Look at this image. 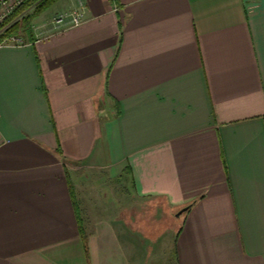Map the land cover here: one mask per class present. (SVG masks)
I'll return each mask as SVG.
<instances>
[{
	"label": "crops",
	"instance_id": "obj_1",
	"mask_svg": "<svg viewBox=\"0 0 264 264\" xmlns=\"http://www.w3.org/2000/svg\"><path fill=\"white\" fill-rule=\"evenodd\" d=\"M84 12L0 45V264L138 263L166 222L113 214L98 174L173 212L176 264H264V0Z\"/></svg>",
	"mask_w": 264,
	"mask_h": 264
},
{
	"label": "rangeland",
	"instance_id": "obj_2",
	"mask_svg": "<svg viewBox=\"0 0 264 264\" xmlns=\"http://www.w3.org/2000/svg\"><path fill=\"white\" fill-rule=\"evenodd\" d=\"M25 1V0H24ZM49 4L44 10L37 12V14L32 13L36 5H32L29 11H24V15L32 14L31 23L29 26L32 28V32H28V28L20 30L19 36H14L16 38L29 36L34 38L35 30L38 32L43 28H48L44 30L41 35H45L48 31L49 33L55 32L66 26H76L81 24L85 19L84 12V0H54ZM24 3V2H23ZM22 3V4H23ZM79 17V23H75V18ZM20 17L14 19L13 22L18 20ZM27 27V26H25ZM42 27V28H41ZM97 179L92 178V180H98V192L106 191L108 194L105 196L107 208L113 210V214L120 216L121 208L123 212L128 217H132L133 221L136 220V215H144L146 220L155 219L156 221L163 222L162 228L166 229L167 233H133L134 235L131 239L130 250H132V258L137 259L139 262L132 261L130 264H176L175 255V229L176 224L179 220L174 217L173 212L166 213V207L161 201L159 204L155 205L147 200H135L132 194L130 185H128V190L124 187V183L121 179H105L104 176L98 174ZM105 185V189H104ZM128 199L124 201V199ZM125 207V208H124ZM125 209V210H124ZM128 214V215H126ZM168 217V218H167ZM169 221H168V220ZM167 220V221H166ZM178 221V222H177ZM177 222V223H176ZM132 234V233H131ZM139 246V247H138ZM138 249V250H136ZM136 251L138 254H136ZM143 252V257L141 261V254Z\"/></svg>",
	"mask_w": 264,
	"mask_h": 264
},
{
	"label": "trees",
	"instance_id": "obj_3",
	"mask_svg": "<svg viewBox=\"0 0 264 264\" xmlns=\"http://www.w3.org/2000/svg\"><path fill=\"white\" fill-rule=\"evenodd\" d=\"M55 2L54 0H25L24 3L5 21L4 26L9 25L7 29L4 31L3 35L0 36V45L2 44L5 38H9L11 36H19V32L22 29H27L28 32H32V28H30L29 21L32 18V14L24 15V11H29L32 5H36L35 9L32 13L37 14V12L44 10L49 4ZM20 17L15 22L14 19ZM31 22V21H30ZM27 26V27H25Z\"/></svg>",
	"mask_w": 264,
	"mask_h": 264
},
{
	"label": "built area",
	"instance_id": "obj_4",
	"mask_svg": "<svg viewBox=\"0 0 264 264\" xmlns=\"http://www.w3.org/2000/svg\"><path fill=\"white\" fill-rule=\"evenodd\" d=\"M24 0H0V36L9 25L4 26L5 21L22 5ZM79 17L75 18V23H79ZM19 41L18 38L11 36L5 38L2 44H9Z\"/></svg>",
	"mask_w": 264,
	"mask_h": 264
},
{
	"label": "water",
	"instance_id": "obj_5",
	"mask_svg": "<svg viewBox=\"0 0 264 264\" xmlns=\"http://www.w3.org/2000/svg\"><path fill=\"white\" fill-rule=\"evenodd\" d=\"M188 207H184V208H182L180 211H179V213H178V215H180L182 212H184V210H186Z\"/></svg>",
	"mask_w": 264,
	"mask_h": 264
}]
</instances>
